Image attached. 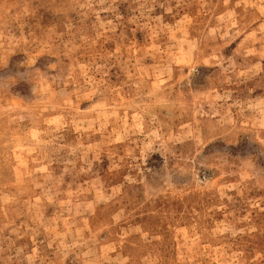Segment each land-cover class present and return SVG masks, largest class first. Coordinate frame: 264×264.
<instances>
[{
  "label": "rangeland",
  "instance_id": "1",
  "mask_svg": "<svg viewBox=\"0 0 264 264\" xmlns=\"http://www.w3.org/2000/svg\"><path fill=\"white\" fill-rule=\"evenodd\" d=\"M0 264H264V0H0Z\"/></svg>",
  "mask_w": 264,
  "mask_h": 264
}]
</instances>
